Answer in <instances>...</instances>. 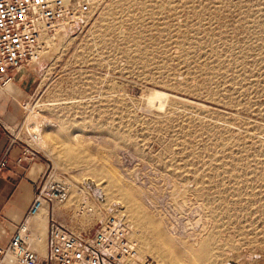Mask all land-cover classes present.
<instances>
[{
	"label": "rangeland",
	"instance_id": "1",
	"mask_svg": "<svg viewBox=\"0 0 264 264\" xmlns=\"http://www.w3.org/2000/svg\"><path fill=\"white\" fill-rule=\"evenodd\" d=\"M46 43L28 100L4 105L10 132L70 191L27 223L40 254L55 227L93 232L125 205L180 264H264V0H100ZM83 203L94 213L78 215Z\"/></svg>",
	"mask_w": 264,
	"mask_h": 264
},
{
	"label": "built area",
	"instance_id": "2",
	"mask_svg": "<svg viewBox=\"0 0 264 264\" xmlns=\"http://www.w3.org/2000/svg\"><path fill=\"white\" fill-rule=\"evenodd\" d=\"M100 0H0V87L12 84L15 74L29 63L41 59L47 41L53 42L60 28H72L89 7ZM28 134L33 143L41 141V133ZM25 144L24 155L35 158L30 145ZM8 158L0 161V173L8 166ZM69 188L45 173L36 187L35 198L28 211V219L45 206L64 204L69 199ZM94 213V208L83 203L78 215ZM120 211L97 223L93 232L73 233L55 227L48 241L47 256L42 258L32 249V236L27 223L20 226L6 246H0V264H156L152 256L140 251L136 228Z\"/></svg>",
	"mask_w": 264,
	"mask_h": 264
},
{
	"label": "crops",
	"instance_id": "3",
	"mask_svg": "<svg viewBox=\"0 0 264 264\" xmlns=\"http://www.w3.org/2000/svg\"><path fill=\"white\" fill-rule=\"evenodd\" d=\"M30 76L31 69L27 65L7 86H12L10 91L8 88L5 92L0 90V161L4 157L9 161L7 168L0 173V246L8 245L20 226L28 223V211L34 201L37 184L47 169L42 160L24 155L25 144L15 140L6 124L8 120L11 123L16 111L13 108L6 112L9 103L28 100L33 90ZM16 93L17 96H13Z\"/></svg>",
	"mask_w": 264,
	"mask_h": 264
},
{
	"label": "bare ground",
	"instance_id": "4",
	"mask_svg": "<svg viewBox=\"0 0 264 264\" xmlns=\"http://www.w3.org/2000/svg\"><path fill=\"white\" fill-rule=\"evenodd\" d=\"M65 25H67V24H65ZM65 25H63L60 28V30ZM164 96H166V95L161 94V93H157L154 96H151L150 97V103H151V105L156 106L158 104L160 108H163V102L164 101H162V99H163ZM29 132L30 133H34V132H37V133L40 132V133H42V131L40 129H35L34 131H29ZM42 142H43V140L40 141V143L37 144V145L40 146L42 144ZM92 194H95V193L92 192ZM131 202H133V201L131 200ZM48 213H49V208L47 206H45V207L41 208L36 215L31 216L30 217V221H31V219H33L34 220V226L38 229L39 228L38 227L39 224L42 223V221L44 222V220L47 219V216H49ZM122 213L124 215H126V217L128 216V217H130L132 219L131 220L132 221L131 223L137 222L140 225V227H142V229L144 231V237L142 238V250L144 249V250H146V251H148V252H150L152 254H153V252H155V254L158 255V256L160 255V256H165V258L167 257V259H168V263L167 264H180L181 263L182 259L184 258L183 255H182V253L171 242H169L165 238L164 233L162 232L160 226L156 222H154L153 220H151L149 218L148 219H142L139 215L135 214V212L133 211V209L130 206L127 207V206L124 205V209H123ZM45 223H47V222H45ZM27 228L30 231L31 236H32V249L35 252H37L38 255H40L42 258H46L47 252L45 254H40V252L42 250V244L40 242V239L38 238L39 236L38 237L37 236L36 237L34 236L35 238H33V231H34L33 228L31 227L30 224H27ZM48 228H49V226L47 228L44 227L43 231L48 230ZM137 228H138V226H137ZM38 231L39 232H43V231H40V230H38ZM137 239H138V241L140 243L138 233H137ZM209 253L211 255L212 251L210 252V249H209L208 245H203L198 250V254L200 256L205 257V258L208 256ZM156 260H158V259L156 258ZM205 262H207V261H205ZM156 264H158L157 261H156Z\"/></svg>",
	"mask_w": 264,
	"mask_h": 264
}]
</instances>
